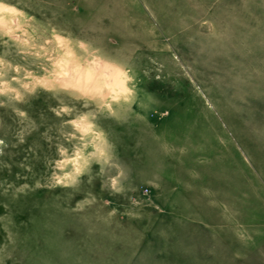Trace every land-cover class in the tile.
<instances>
[{"label": "rangeland", "instance_id": "374dc122", "mask_svg": "<svg viewBox=\"0 0 264 264\" xmlns=\"http://www.w3.org/2000/svg\"><path fill=\"white\" fill-rule=\"evenodd\" d=\"M0 264H264V0H0Z\"/></svg>", "mask_w": 264, "mask_h": 264}]
</instances>
